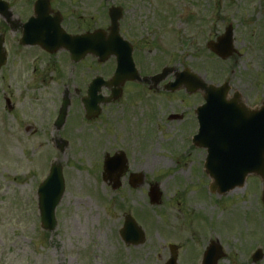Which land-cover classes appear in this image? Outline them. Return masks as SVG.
Returning a JSON list of instances; mask_svg holds the SVG:
<instances>
[{"label":"rangeland","instance_id":"obj_1","mask_svg":"<svg viewBox=\"0 0 264 264\" xmlns=\"http://www.w3.org/2000/svg\"><path fill=\"white\" fill-rule=\"evenodd\" d=\"M19 1L22 5L17 0L11 3L14 15L25 7L20 15L22 22L31 17V0ZM52 3L70 31L106 29L107 9L120 6L124 11L121 34L135 50L143 45L139 60L150 72L163 67L176 71L189 68L206 78L203 80L208 84L228 81L248 105L259 106L264 101V0ZM228 24L234 27L239 55L221 61L210 55L204 43L221 35ZM83 72L86 76V70ZM86 78L85 83L89 81ZM172 79L173 74L166 80ZM55 88L50 82L51 91H39V101L32 102L36 124L28 135L26 127L21 132L15 126L20 122L19 115L1 112L8 125L2 130L0 118V264H165L170 244L177 247V264H196L210 239L223 247L224 258L218 264H253L250 256L254 245L263 253L254 264H264V214L254 195L259 180L250 176L245 188L222 196L208 192L204 152L192 146L196 122L190 108L201 102L198 93L192 98L178 91L162 100L136 105L134 115L141 125L138 133L129 124L136 117L129 116L121 105L109 107L111 112L105 118H111L108 135L88 122L81 131H74L81 123L75 118L80 113L71 108L70 129L67 126L66 132L72 144L63 154L55 151L66 189L56 208L54 231H43L36 187L54 154L47 139L66 133L47 129L45 136L41 130L48 114L59 104ZM182 110L183 119L168 121V115ZM31 143L34 146L28 147ZM113 150L124 151L129 169L145 176L140 188L114 193L99 181L94 162L103 152ZM149 184H156L161 193L157 206L149 204ZM126 214L145 235L143 243L135 247L124 245L116 236Z\"/></svg>","mask_w":264,"mask_h":264},{"label":"flooded vegetation","instance_id":"obj_2","mask_svg":"<svg viewBox=\"0 0 264 264\" xmlns=\"http://www.w3.org/2000/svg\"><path fill=\"white\" fill-rule=\"evenodd\" d=\"M2 1L6 2L8 7L3 8L4 12L0 14V40L3 44L2 52L5 60L4 64L0 66V107H2L3 112L6 114L15 113L20 116L21 119H19V124L17 122L15 125L16 128L21 129L26 127V133L34 131L33 129L36 122L33 118L32 109L30 107L32 102L39 101V91H45V88H48V91H51L49 89L50 82H53L56 86L55 96L58 98L59 105L63 99H66L69 102L68 116L64 119L63 124L59 126L58 133L63 132L64 130L66 132L67 126V130L70 129L69 125L71 118L69 117V113L71 108L76 109L77 112L81 114L75 117L78 120V124L81 123L77 128H73L74 131H81L83 124L88 122L89 125L94 124L93 126L96 129L101 127L102 132L108 135L111 118H105H107L108 114L111 112L109 109L110 106L121 105L123 109L126 110L127 108L126 111L128 112V115L132 116L134 115L133 109L136 105H146L145 102L147 101L162 100L163 97L168 96L165 93V86L169 81L164 79L154 84V82L150 80V77L158 74L159 69L155 72H150L149 68L144 67L139 60L144 51L142 49V44L136 46V50L131 44L135 71H128L122 82L116 84V87H111V89H115L113 94V91L107 89L103 83L111 80L117 71L115 56L109 57L103 63L94 57H88L79 62H73L66 50L49 53L39 46H22L20 45L22 35L21 25H18L21 24L20 15L25 7H23V10L19 13L16 11L14 15L11 2L16 0ZM17 2L22 5V2L19 0H17ZM123 23L124 22H122V24ZM84 70H86L88 76H85V73L83 72ZM86 77H89L87 83L84 82L88 79ZM129 77L132 78L129 79ZM71 78H73L72 82H70ZM95 78L101 79L97 83L101 88V95H99L101 96L100 100L104 99L107 102L103 104L99 103V115L87 120L83 100L86 97L89 83ZM116 95H119V97L114 99ZM49 96L53 97L51 94ZM58 109L59 106L56 107L57 112ZM48 115L47 121L41 126V130H44L43 133H46L47 129L50 132L55 131L54 124L56 114L55 116L52 113H49ZM51 115H53L52 118ZM139 116H141V114H139ZM133 117L136 118H133L129 124L130 127L138 133L141 125L137 116L134 115ZM2 121V129H6L8 124L6 125L4 120H1V122ZM14 131L16 130L14 129ZM144 131L142 130V134ZM53 139L54 138L47 142L48 144H51L52 147L54 146ZM61 141L67 142L64 149L65 151L70 145V139L67 132L61 134L60 137L57 136L55 144H59ZM112 156H116V158L119 159L117 167L114 169L113 173L105 174L104 160L107 157ZM95 163L98 166V177L100 179L106 175L109 181H115L117 175H120L121 173V176L119 177V188L115 191L118 193L124 188L132 190L131 184L135 182L131 181L130 177L133 176V174H141L143 176L142 173H134L129 169L128 161L126 162V153L124 151H105L100 158L98 157V159H96L94 164ZM144 181L145 177L143 176L142 185ZM258 191L260 196L258 201H260V206L262 207L260 180Z\"/></svg>","mask_w":264,"mask_h":264},{"label":"water","instance_id":"obj_3","mask_svg":"<svg viewBox=\"0 0 264 264\" xmlns=\"http://www.w3.org/2000/svg\"><path fill=\"white\" fill-rule=\"evenodd\" d=\"M39 2L36 4L35 12L38 18L37 24L31 19L24 26V29L32 35L30 44L66 46L73 57L81 58L91 54L104 59L115 54L118 59H121L124 46L127 44L118 35L117 21L120 17V9L109 10L111 26L108 37L100 31L80 37H69L62 35L56 21H51L52 26L49 28L41 27L43 16L37 9L40 6ZM209 48L222 59L231 56L233 54L231 29L229 28L216 44L210 43ZM191 78L194 79L193 76ZM117 79L122 82V75L118 74ZM179 85L180 81H177L176 87ZM227 92V85L220 88H208L205 95L206 104L198 110L200 128L198 135L194 138V143L206 148L208 152L205 169L213 180L210 190L220 194L241 186L249 173L258 174L264 182V104L258 111H249L239 103L237 94L228 102ZM93 95L94 92L89 90V98ZM66 108L65 105L61 109L60 120H63ZM87 114L88 117L91 116L89 109ZM257 156L260 157L255 162ZM234 157L236 160L233 159ZM62 193L60 168L55 167L39 189V211L44 229L54 228V210ZM150 198L153 204L157 203L158 194L154 189L151 190ZM126 227L127 232L135 229L133 222L129 220ZM136 230L138 231L137 228ZM128 237L129 234L126 233L125 238ZM218 251L219 249L216 248L215 257H213L212 249L207 251L204 264H216ZM174 261L175 255L169 264H174Z\"/></svg>","mask_w":264,"mask_h":264},{"label":"bare ground","instance_id":"obj_4","mask_svg":"<svg viewBox=\"0 0 264 264\" xmlns=\"http://www.w3.org/2000/svg\"><path fill=\"white\" fill-rule=\"evenodd\" d=\"M15 151V150H14Z\"/></svg>","mask_w":264,"mask_h":264}]
</instances>
